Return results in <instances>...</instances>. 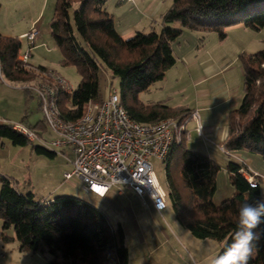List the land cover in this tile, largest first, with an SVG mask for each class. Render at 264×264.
<instances>
[{"label":"trees","instance_id":"16d2710c","mask_svg":"<svg viewBox=\"0 0 264 264\" xmlns=\"http://www.w3.org/2000/svg\"><path fill=\"white\" fill-rule=\"evenodd\" d=\"M106 1L57 0L51 33L62 52L63 65H75L81 75L73 93H60V109L73 120L82 115L88 100L102 99L100 71L104 69L120 79V99L131 118L142 123L168 118L186 121L194 113L188 107L139 99L142 91L163 79L176 64L173 43L184 29L203 35L215 31L224 39L225 26L232 23L242 22L256 30L264 28V0H174L163 16L161 31H137L125 39L113 15L104 8ZM21 51L19 37L0 33V80L38 82L45 76L48 68L25 64L19 59ZM241 62L244 95L241 104L230 111L224 148L227 153L255 151L264 158V48L243 53ZM26 91L33 92L29 88ZM44 124L46 127L45 121ZM40 125L41 121L25 126L40 135L36 130ZM1 138L16 145L33 143L34 151L49 157L57 154L42 143L35 144L36 140H30L9 120L0 119ZM186 141L173 145L165 160L175 216L194 236L221 242L220 255L238 230L240 204L264 201L260 176L252 185L244 172L248 170L246 164L230 159L227 173L234 192L216 204L213 196L219 165L206 153L187 149ZM0 219L4 240L17 239L22 251L47 252V264H129L122 225L113 226L104 211L78 196L36 198L33 191L23 192L14 179L1 175ZM11 228L13 237L6 233ZM255 231L259 239L254 241L249 264H264V224Z\"/></svg>","mask_w":264,"mask_h":264},{"label":"rangeland","instance_id":"374dc122","mask_svg":"<svg viewBox=\"0 0 264 264\" xmlns=\"http://www.w3.org/2000/svg\"><path fill=\"white\" fill-rule=\"evenodd\" d=\"M173 2L174 0H107L104 8L113 15L120 34L128 39L137 31L146 33L153 29L161 31L163 16L172 7ZM56 4L57 0H0V33L19 37L22 42V53L27 48L26 39L20 34L37 26L40 35L36 40V46L31 50L29 63L36 67L44 66L55 70L76 89L81 80L79 70L75 65H63L62 52L51 33ZM225 32L227 36L221 39L215 31L203 35V32L184 29L173 43L176 64L166 71L163 79L156 81L148 90L142 91L139 99L144 103L163 102L171 107L194 106L198 98L193 77L200 75L201 70L198 67L202 60L207 65L212 59L219 62L221 70L215 79L221 78L225 81L221 88L216 90L217 94L232 95L241 102L244 93L241 55L255 53L264 48V28L256 30L238 22L225 26ZM36 82V79L25 83L14 82L7 78L4 79V83L0 81V86L8 88L7 91L0 89V119L10 118L14 124L27 126L36 125L41 121L36 130L46 140H50L52 135L45 127L40 100L36 93L26 91L27 85ZM112 88L120 91V79L101 69L102 98H107ZM208 117L206 119L212 122L213 120H210L212 115L209 114ZM226 119L227 113L225 114L223 110L218 117L216 116L220 133L227 123ZM190 128L192 123L188 129L193 131V128ZM202 137L207 140L205 136ZM214 140L221 142L219 137ZM196 142L189 140L185 145L187 149L197 151ZM39 143L40 140L36 139L35 144ZM212 147L215 148V152H212L213 157L219 165L216 174L217 189L213 196L216 204L230 198L234 192L227 173V163L230 159L245 162L248 167L261 172L258 175L261 176L259 179L264 194V158L260 153L239 150L229 156L218 145ZM56 151L55 156L49 157L34 151L33 143L16 145L8 138H1L0 176H10L16 181L19 190L33 191L36 198L49 199L52 195L58 194L75 195L104 211L113 226L121 224L123 227L125 243L129 248V264H138L142 257L146 259L144 264H177L178 256L183 260L187 257L190 264H214L222 244L215 239L194 236L177 220L168 188L165 161L151 158L159 181L169 195L165 217H159L149 214L145 197L129 193L131 191L127 186L121 187L125 189L123 195L117 193L120 186H114L107 197L97 198L91 192L83 190V183L77 177L65 179L64 173L72 170L71 161L74 154L69 150H66L68 155L62 154L60 149ZM1 224L0 219V232ZM181 231L185 234L182 235ZM6 233L10 237L14 236L12 228ZM166 234L171 236V239H168ZM172 243L176 250H173ZM49 259L50 255L47 252L22 251L17 239L4 240L0 234V264H47Z\"/></svg>","mask_w":264,"mask_h":264},{"label":"built area","instance_id":"2783aa9c","mask_svg":"<svg viewBox=\"0 0 264 264\" xmlns=\"http://www.w3.org/2000/svg\"><path fill=\"white\" fill-rule=\"evenodd\" d=\"M39 35L37 26L23 35L27 50L19 55V59L25 64L29 63ZM39 80L27 88L38 96L52 138L46 140L24 124H15V127L30 140L39 139L40 143L60 149L63 154V149L74 154L72 170L64 173L65 179L77 177L85 190L101 197L113 186H127L137 195L147 197L155 210L166 209L168 193L159 181L151 158L165 161L173 145L191 139L186 121L168 118L139 122L130 117L116 88L110 90L107 98L88 100L82 115L73 120L65 117L59 106L60 93L71 94L75 90L70 82L51 68ZM192 117L198 120L197 130L205 136L198 112L195 111ZM207 141L212 142L208 138ZM219 148L225 152L224 145ZM246 166L245 175L252 185H256L259 173ZM160 204L164 205L162 209L158 208Z\"/></svg>","mask_w":264,"mask_h":264},{"label":"crops","instance_id":"0c3cea01","mask_svg":"<svg viewBox=\"0 0 264 264\" xmlns=\"http://www.w3.org/2000/svg\"><path fill=\"white\" fill-rule=\"evenodd\" d=\"M24 33L25 32L20 34V35H22L23 38H25L23 36ZM210 58L211 57L209 56V59ZM198 69L201 70L200 75L193 77L194 88H196L195 93H196L198 99H197V102L194 106L188 107V108L192 109L193 112H195V111L198 112L203 134L205 135L206 138L212 140V142L205 140L201 135H199L198 131L196 130L197 129L196 118L189 117L186 120V124H187V127H189L190 124L192 123L193 129L192 128H190V129H192L193 131H191V139L190 140L191 141H194V140L197 141L195 143L196 144L195 146L197 148L196 150L197 151L200 150V152H204L207 155H209L210 157L215 158V157H213V154H212V152H215V148H213L212 146L218 145V147H219L221 145H224L225 138H226L227 133H228L230 111L232 109L238 107L241 104V102H240L239 98L234 97L232 95H228V94L219 95V94H217L218 91H216V90H219L221 88V85L223 83H225V81H223V79H221V78L215 79V77H217V75L221 72V70L219 69V62L218 61L211 59V62H209L207 65H205L204 61L202 60L199 63ZM0 81H2V83H4V80H0ZM0 89L7 91L8 88L6 89L3 86H0ZM243 95H244V93H243ZM242 99H243V97H242ZM222 110L224 111L225 114L227 113V119H226L227 123H225V125L223 126V131L220 133L218 131L219 126H217V124H219V123H217L216 116L218 117ZM209 114L212 115V118L210 117V120L211 119L213 120L212 122H209L208 121L209 119H206V118H209L208 117ZM2 119L3 120H9V121L13 120V119L6 118V117L5 118L3 117ZM194 128H196V129H194ZM216 137H219L221 142L215 141L214 138H216ZM187 141H189V140H187ZM187 141H186V143H187ZM66 155H68V154H66ZM249 169H252L258 173H261L258 169H254L250 166H249ZM113 187L103 197L96 195L92 192L91 193L94 194L97 198H105L111 192ZM83 190L86 192H89V191L84 189V186H83ZM130 191L131 192H129V193H135L131 189H130ZM117 193L123 195V194H125V189L120 187L117 189ZM137 196H139V195H137ZM53 197H54V195H52L49 199H51ZM144 200H145V202L147 201L146 206H147V209H148L147 211L149 214H154V215L159 216V217H165L164 214H165L167 208L162 210V211H157L149 203V199L147 197H145ZM181 234L184 235L185 233H183L181 231ZM167 237H168V239H171V236L167 235ZM173 238L176 239V237H173ZM142 241H143V243L145 242L143 237H142ZM177 243L178 242L176 240V244ZM173 246H174V244H173ZM176 249L177 248L174 246L173 250H176ZM178 258H179V261H177V264H190L189 259L187 257H185L184 260L180 256H178ZM145 260H146L145 257H142L139 260L138 264H144ZM170 264H174V263H170Z\"/></svg>","mask_w":264,"mask_h":264},{"label":"clouds","instance_id":"9594fccd","mask_svg":"<svg viewBox=\"0 0 264 264\" xmlns=\"http://www.w3.org/2000/svg\"><path fill=\"white\" fill-rule=\"evenodd\" d=\"M164 205H158L163 208ZM264 224V201L240 204L237 218V231L232 242L215 260L214 264H249L254 251V241L259 239L255 231Z\"/></svg>","mask_w":264,"mask_h":264}]
</instances>
